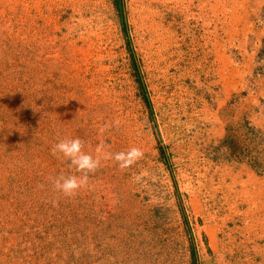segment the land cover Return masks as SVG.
Here are the masks:
<instances>
[{
    "label": "rangeland",
    "instance_id": "obj_1",
    "mask_svg": "<svg viewBox=\"0 0 264 264\" xmlns=\"http://www.w3.org/2000/svg\"><path fill=\"white\" fill-rule=\"evenodd\" d=\"M0 264H264V0H0Z\"/></svg>",
    "mask_w": 264,
    "mask_h": 264
},
{
    "label": "clouds",
    "instance_id": "obj_2",
    "mask_svg": "<svg viewBox=\"0 0 264 264\" xmlns=\"http://www.w3.org/2000/svg\"><path fill=\"white\" fill-rule=\"evenodd\" d=\"M114 124L118 127L119 121ZM109 127L108 124L101 129ZM104 145H98L96 155H92L84 151V143L80 138H64L60 139L53 145L52 155L64 157L71 169L70 174H60L56 177H50L53 187L60 191L65 197L72 198L78 195L79 191L87 186L91 174H94L101 166V153ZM143 156V152L138 147H129L127 150L116 153H105L104 159H113L121 170L132 167ZM43 187V185H41ZM53 206L57 205V201H52Z\"/></svg>",
    "mask_w": 264,
    "mask_h": 264
},
{
    "label": "trees",
    "instance_id": "obj_3",
    "mask_svg": "<svg viewBox=\"0 0 264 264\" xmlns=\"http://www.w3.org/2000/svg\"><path fill=\"white\" fill-rule=\"evenodd\" d=\"M124 25H125V28H126V30L128 29V25H127V23H126V20L124 19ZM128 44H129V47L131 48L132 47V42L130 41V38L128 39ZM133 51V50H132ZM133 56H135V54L133 53ZM149 105H150V102H149ZM195 253H196V251H195ZM196 255V254H195Z\"/></svg>",
    "mask_w": 264,
    "mask_h": 264
}]
</instances>
